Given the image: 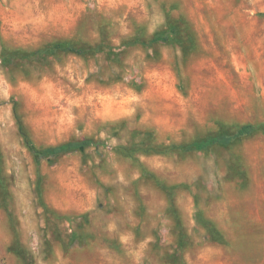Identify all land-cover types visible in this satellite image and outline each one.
<instances>
[{
	"label": "rangeland",
	"instance_id": "374dc122",
	"mask_svg": "<svg viewBox=\"0 0 264 264\" xmlns=\"http://www.w3.org/2000/svg\"><path fill=\"white\" fill-rule=\"evenodd\" d=\"M0 264H264V0H0Z\"/></svg>",
	"mask_w": 264,
	"mask_h": 264
},
{
	"label": "trees",
	"instance_id": "16d2710c",
	"mask_svg": "<svg viewBox=\"0 0 264 264\" xmlns=\"http://www.w3.org/2000/svg\"><path fill=\"white\" fill-rule=\"evenodd\" d=\"M174 33H176L175 28L169 26L167 30V34L156 33L152 36V38L149 40L148 43L151 44L158 42L160 43L168 42L169 35H174ZM57 51L73 53L78 56H82L84 54V51L82 49L67 42H57L49 48L38 50L37 52H33L30 54H34V55L40 53L49 54ZM253 130L254 127L252 125L245 124L240 126V128H238V130L234 134H219V135L209 136L203 139L195 140L186 145L175 146L173 149H180L187 152H200L211 147L225 148L230 146L237 139L243 138L251 134ZM92 143L93 141L91 139H82L80 141H71L54 147H47L36 152L43 155H60V154H66V153L78 151L81 148L90 146ZM124 150L127 151L128 149H124ZM134 152L135 150L133 151V153ZM146 153H157V150L148 149L146 150Z\"/></svg>",
	"mask_w": 264,
	"mask_h": 264
}]
</instances>
